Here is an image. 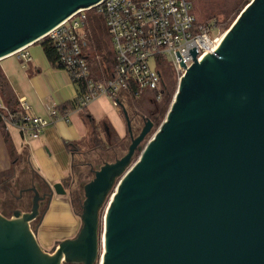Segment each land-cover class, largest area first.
Returning a JSON list of instances; mask_svg holds the SVG:
<instances>
[{
	"label": "water",
	"instance_id": "water-1",
	"mask_svg": "<svg viewBox=\"0 0 264 264\" xmlns=\"http://www.w3.org/2000/svg\"><path fill=\"white\" fill-rule=\"evenodd\" d=\"M101 1L0 0V59ZM219 40L200 59L189 49L144 147L153 120L134 135L121 107L127 149L91 169L74 236L48 251L31 227L63 183L19 191L32 192L30 208L0 212V264H264V0H249Z\"/></svg>",
	"mask_w": 264,
	"mask_h": 264
},
{
	"label": "built area",
	"instance_id": "built-area-1",
	"mask_svg": "<svg viewBox=\"0 0 264 264\" xmlns=\"http://www.w3.org/2000/svg\"><path fill=\"white\" fill-rule=\"evenodd\" d=\"M101 17L109 36L114 63L106 77L95 73L93 57L102 59L93 43L92 21ZM212 21L198 23L192 12V0H102L79 9L69 18L50 29L44 38L54 46L62 68L72 81L82 80L84 92L79 97L80 107H87L99 95H108L119 108V95L138 98L145 89L153 90V100H159L166 88L163 64L180 77L193 63L189 49L195 46L197 59L213 51L219 43L218 32ZM26 47L13 55L27 57ZM178 51L180 57L176 56ZM183 60L185 67L180 66ZM19 109L13 112L0 101V120L15 127L25 140L37 137L57 118L56 108L48 118L32 115L24 98L18 99ZM69 112L61 119L69 121Z\"/></svg>",
	"mask_w": 264,
	"mask_h": 264
},
{
	"label": "crops",
	"instance_id": "crops-1",
	"mask_svg": "<svg viewBox=\"0 0 264 264\" xmlns=\"http://www.w3.org/2000/svg\"><path fill=\"white\" fill-rule=\"evenodd\" d=\"M26 52V58L12 54L0 59V69L7 77L16 99L24 98L32 115L49 119V110L55 107L57 118L51 117L49 125L37 137L28 140L15 127L6 126L0 120V173L12 167L10 150L13 148L17 156H22L21 161L13 166L14 174L26 167L44 183L45 191L46 184L69 183L68 186L64 185L67 190L65 195L54 193L47 209L44 204L42 217L38 218L34 227L39 244L51 251L55 241L74 236L80 226V219L72 204V180H69L73 157L77 153L66 147L65 142H72L78 147H82L83 143L92 145L93 136L102 140L103 134H111L112 139L121 141L128 134L121 107L131 108L132 101L121 92L119 97L122 102L116 108L110 96L99 95L85 109L78 106L69 111V121H65L60 118L62 114L58 107L77 98L74 81L66 70L51 65L38 42L28 45ZM0 101L3 102L1 96ZM3 132L8 140H5ZM107 140L104 144H108L110 139ZM37 182L36 185H41Z\"/></svg>",
	"mask_w": 264,
	"mask_h": 264
},
{
	"label": "rangeland",
	"instance_id": "rangeland-1",
	"mask_svg": "<svg viewBox=\"0 0 264 264\" xmlns=\"http://www.w3.org/2000/svg\"><path fill=\"white\" fill-rule=\"evenodd\" d=\"M197 17L200 20L206 21V19L202 16L201 12H197ZM101 18V17H100ZM219 19L222 18V16H218ZM234 17L228 21L226 25L220 24V28H215L212 32L215 33L216 31L218 32V37H221V35L225 32V30L230 26V24L234 21ZM94 18L91 24V27H96L94 24ZM101 26L104 29L105 33V40L106 44H108V48L111 51V44L109 42V36L107 33V29H105V25L101 19ZM96 52L98 55L101 57V53L98 50L96 46ZM111 56H106L108 60L100 59V61L95 59L93 57L92 61V68L95 70L94 72L100 75L102 77H106L107 74L110 72L112 68V58ZM102 58V57H101ZM163 71H164V82L166 85V88L164 90L163 96L159 99L160 102H158V111L156 112V116L154 118L151 117L153 120V127L151 128V132L140 142L141 147H144L145 142L151 138L152 134L156 130V128L159 126V124L165 119L166 116V111L168 110L171 102H172V97L174 95V92L176 91L177 88V82L179 80L178 74L174 71H168V66L167 63L164 62L163 64ZM171 75V77H170ZM154 97V92L153 90H148L145 89L142 93V95L136 99L130 98L132 101L131 108H126L127 114L131 119V127L133 130L134 135L139 132V129L142 125V120L140 117L136 115V111L134 112V109L136 110H142L144 107H150L152 106L150 103V98ZM139 112V111H138ZM140 113V112H139ZM111 133V132H110ZM102 140L98 139L95 135L93 136V143L92 145H87V143H83L80 147V150L77 152V154L73 157V167H72V183H71V190L73 194V198H76L77 195L80 194V192H83L82 188L80 189V185L82 183H85L89 179L93 177L91 169L97 168L100 166L104 161H113L116 157H120L125 150L127 149V144L129 143V136H125L121 141L122 143L114 144V141L112 142V137L111 134L106 136L103 134ZM107 139H110L108 144H104V141ZM100 140L101 144H104V147L95 145L98 144L97 141ZM108 141V140H107ZM114 144V145H113ZM120 144V145H119ZM139 154V151L136 152V154L133 157V161L137 160V156ZM25 171H19L17 174H14L12 177L13 179L8 180L6 184V188L0 189V212H4L7 217L11 215L12 210L14 209L13 203H11L12 200L16 198V196L19 195V190L22 189V187H27L29 186L28 184V178L26 175H24ZM37 182V181H36ZM30 195V193H29ZM29 196L25 197L21 202H19V206L22 207L23 210H29L30 204H29ZM106 207V203L103 206V208L100 211V218L104 212V208ZM42 208V207H41ZM40 208V210H41ZM76 212L79 213L80 210L78 209V205L75 204ZM43 209V208H42ZM38 223V218L34 220L31 223L32 229L36 226ZM99 233H101V230H99Z\"/></svg>",
	"mask_w": 264,
	"mask_h": 264
},
{
	"label": "trees",
	"instance_id": "trees-1",
	"mask_svg": "<svg viewBox=\"0 0 264 264\" xmlns=\"http://www.w3.org/2000/svg\"><path fill=\"white\" fill-rule=\"evenodd\" d=\"M249 2V0H192V12L195 15V18L197 20L198 23H206V21H212L216 28H220V24L222 25H226L228 23V21H230V19H232L233 17L235 18L237 16V14L241 11V9L243 8L244 5H246ZM197 12L202 14V16L206 19V21L200 20L197 17ZM222 16L221 19L218 18V16ZM94 24H96V27H93L92 30V35H93V43L97 46L98 50L101 53V57L103 59V61L106 59L108 60V58H106V56H111L110 58H112V63H114V58H113V54L112 52L109 50L108 48V44H106V40H105V33H104V29L101 26V18L99 16H94ZM40 46H42V49L44 51V54L46 56V58L50 61L51 65L57 68H62V65L60 63V61L57 59V55L54 49V46L51 44L50 40L48 38H42L40 40L37 41ZM105 62V61H104ZM168 71H170L168 69ZM171 72V71H170ZM172 73V72H171ZM171 77V75H170ZM163 81L164 80V73H163ZM75 84V88H77L78 91V96L76 99L64 103L62 106H59V112L61 114H64V112H69L75 108H77L80 103H79V97L82 95V93L84 92L85 88H84V82L82 80H77L74 82ZM0 96L1 99L3 101L4 105H7L9 107V109L13 112H17L19 109V105H18V99H16L13 91L10 89L7 77L3 74V72L0 69ZM151 102V101H150ZM152 105V103H150ZM57 109V108H56ZM85 109V107H84ZM137 109V108H136ZM154 109H156V107L154 105L150 106V107H144L142 108V110L137 109V111H139L140 113H142L143 115H145L146 117L151 118V112H154L156 115V111H154ZM85 117L91 121V118L85 114ZM5 140H8L7 134L5 132H3ZM114 141V144H118V143H122V141H119L117 139H113L112 142ZM98 146L104 147V144L100 143V140L97 141ZM66 147H68L70 150H76V153L80 150V147L75 146L74 143L66 141L65 142ZM113 144V145H114ZM120 145V144H119ZM11 148V147H10ZM10 154H11V163L12 167L10 169H8L7 171L0 173V189L2 188H6V182L10 179H13V175H14V170H13V166L16 164V162L21 161L22 156H17L14 153L13 148H11L10 150ZM25 171L24 175H26V177L28 178V184L29 186H31L32 184H36V181L40 182V179L38 177H35L34 173H30V170L27 169L26 167L23 168L21 170ZM69 180H72V175L69 177ZM38 183V182H37ZM41 185H39L41 188L45 189V185L44 183H41ZM84 183H82L80 185V189L82 188V185ZM63 185H69V183L63 182ZM27 186V187H29ZM22 188H26V187H22ZM22 190V189H20ZM19 190V191H20ZM20 193V192H19ZM1 194V193H0ZM31 193L29 195V193H23V197L20 199H14L11 201V203H13L12 205H14V209L18 208L22 210V207L19 206V202H21L25 197L29 196V200H31ZM71 198H72V204L74 206V209L76 211L75 208V204L78 205V209L80 210L81 207V200L83 198V192H80L79 195H77L76 198H73V194L71 191ZM30 204V201H29ZM2 214H4V212H1ZM6 216V214H4Z\"/></svg>",
	"mask_w": 264,
	"mask_h": 264
},
{
	"label": "flooded vegetation",
	"instance_id": "flooded-vegetation-1",
	"mask_svg": "<svg viewBox=\"0 0 264 264\" xmlns=\"http://www.w3.org/2000/svg\"><path fill=\"white\" fill-rule=\"evenodd\" d=\"M150 101H151V103H152V105H154L155 107H156V109H154V111L155 110H157L158 111V102H160L159 100H153V99H150ZM136 111V112H135ZM156 111V112H157ZM134 112L136 113V115L138 116V117H140V119L142 120V122H143V117H146L145 115H143L142 113H139L138 111H137V109L136 110H134ZM151 115H152V118H154L156 115H155V113L154 112H151ZM151 119V118H150ZM40 191H42V192H46L45 191V189H43V188H41L40 187ZM23 193H31L32 194V192L31 191H23L22 193H19V195L18 196H16V199H20V198H22L23 197ZM44 204H46V198L43 200V202H42V204H41V207L44 209V207H45V205ZM40 207V208H41ZM41 208V210H40V212H42L43 211V209Z\"/></svg>",
	"mask_w": 264,
	"mask_h": 264
}]
</instances>
